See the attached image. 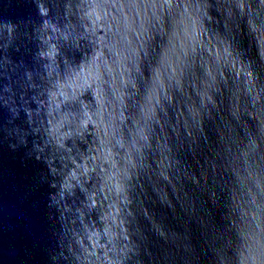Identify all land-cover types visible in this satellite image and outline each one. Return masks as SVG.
<instances>
[{"label":"water","instance_id":"obj_1","mask_svg":"<svg viewBox=\"0 0 264 264\" xmlns=\"http://www.w3.org/2000/svg\"><path fill=\"white\" fill-rule=\"evenodd\" d=\"M51 255L264 264V0H0V264Z\"/></svg>","mask_w":264,"mask_h":264},{"label":"clouds","instance_id":"obj_2","mask_svg":"<svg viewBox=\"0 0 264 264\" xmlns=\"http://www.w3.org/2000/svg\"><path fill=\"white\" fill-rule=\"evenodd\" d=\"M9 148L13 151L16 150V145H9ZM107 231V229L105 230ZM93 237H96V241L99 240V236L96 234V233H92L90 234L89 236V239L91 240ZM97 246L96 242L94 241V247ZM89 255H94V253H89ZM54 260H55V257L53 255H51V261H52V264H54Z\"/></svg>","mask_w":264,"mask_h":264}]
</instances>
